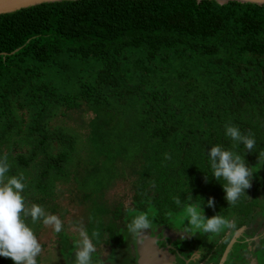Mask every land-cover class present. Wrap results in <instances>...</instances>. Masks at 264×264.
<instances>
[{
    "label": "trees",
    "instance_id": "1",
    "mask_svg": "<svg viewBox=\"0 0 264 264\" xmlns=\"http://www.w3.org/2000/svg\"><path fill=\"white\" fill-rule=\"evenodd\" d=\"M76 111L91 114L87 134L66 122ZM225 125L254 137L251 152ZM108 143L138 164L130 208H154L158 221L189 205L241 219L263 207L264 4L63 0L0 14V158L6 175L23 176L26 206L101 170L93 188L103 187L113 153L90 150ZM213 144L248 167L260 161L254 196L250 185L227 202L207 160ZM118 227L109 224L110 235Z\"/></svg>",
    "mask_w": 264,
    "mask_h": 264
},
{
    "label": "rangeland",
    "instance_id": "2",
    "mask_svg": "<svg viewBox=\"0 0 264 264\" xmlns=\"http://www.w3.org/2000/svg\"><path fill=\"white\" fill-rule=\"evenodd\" d=\"M81 112L71 113L66 122L77 126L81 132L87 134L84 121L91 114L80 115ZM117 148L116 143H108L104 147L103 153H99L97 148L90 150L92 156L100 155L102 159L106 151L113 153L112 160L108 164L114 168L115 172L110 171L103 187L94 189L93 185L98 181V178L102 177L103 172H106L105 170H101L97 174L95 172L94 179L85 185L74 180L58 183L56 200L40 205L46 214L57 217L60 221V229L56 230L52 224H44L39 220L29 224L41 244V252L36 257L37 264H75V253L82 247L85 239L92 246L89 264H132L135 262L133 239L137 232L131 230L134 216L145 215L148 218L149 227H155L154 225L159 223V219L154 208L148 211L130 208L132 206L131 179L135 176L134 170L138 164L133 159L117 154L115 151ZM85 166L89 170V166ZM249 168L253 171L250 185L254 196L256 178L261 171L260 161L251 163ZM92 188L94 191L91 190ZM86 194L89 196L85 197ZM118 207L122 209L120 214H114ZM195 209L205 218L215 215L223 217L226 221L225 225L213 234L218 238L224 234L223 237H226L227 240L241 219V214L231 208L214 215L204 211L203 207L199 205ZM170 217L173 221L189 220L187 208L182 209L181 212L171 211ZM113 221H116L119 227L110 235L109 224H112ZM246 225L250 229L249 234H258L256 240L258 244H261L260 237H263L264 241V206L251 213L250 220ZM244 228L246 229L245 226ZM244 228L242 227L238 232H243ZM223 237L219 239H223ZM163 243L162 241L161 244L163 245ZM261 249L263 251H259L258 257L264 252V247Z\"/></svg>",
    "mask_w": 264,
    "mask_h": 264
},
{
    "label": "clouds",
    "instance_id": "3",
    "mask_svg": "<svg viewBox=\"0 0 264 264\" xmlns=\"http://www.w3.org/2000/svg\"><path fill=\"white\" fill-rule=\"evenodd\" d=\"M224 135L231 141L242 144L246 152H251L253 149L254 137L243 134L233 125H225ZM206 155L211 175L219 181L220 179L225 181L222 183L225 199L229 204L234 203L241 193L249 188L253 171L244 163L240 155L219 144H213ZM8 169V164L0 158V257L10 258L13 264H37L36 257L41 252V244L32 228L25 222L26 219L52 224L56 230L60 229V221L55 215L46 214L43 207L38 204L26 206L22 195L25 188L24 178L22 175H6ZM211 203L212 200L209 198L207 204L210 206ZM187 213L188 224L202 228L207 233L218 232L226 223L219 215L205 218L191 205L188 206ZM148 224L145 215H136L131 230L138 232L147 228ZM91 251L92 246L85 239L82 247L75 253V264H89Z\"/></svg>",
    "mask_w": 264,
    "mask_h": 264
},
{
    "label": "flooded vegetation",
    "instance_id": "4",
    "mask_svg": "<svg viewBox=\"0 0 264 264\" xmlns=\"http://www.w3.org/2000/svg\"><path fill=\"white\" fill-rule=\"evenodd\" d=\"M249 220L250 217L240 219L228 240L224 234L219 239L189 225L188 220H160L155 227L148 226L136 233L132 264H264V252L258 257L259 251H263V237L258 244V234H249ZM242 227L244 230L239 233Z\"/></svg>",
    "mask_w": 264,
    "mask_h": 264
},
{
    "label": "water",
    "instance_id": "5",
    "mask_svg": "<svg viewBox=\"0 0 264 264\" xmlns=\"http://www.w3.org/2000/svg\"><path fill=\"white\" fill-rule=\"evenodd\" d=\"M63 0H0V14L14 12L16 10L30 7L33 5L46 3V2H56ZM201 1V0H198ZM217 2L223 4L229 1H240V2H249L263 5L264 0H216Z\"/></svg>",
    "mask_w": 264,
    "mask_h": 264
}]
</instances>
